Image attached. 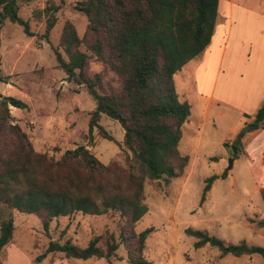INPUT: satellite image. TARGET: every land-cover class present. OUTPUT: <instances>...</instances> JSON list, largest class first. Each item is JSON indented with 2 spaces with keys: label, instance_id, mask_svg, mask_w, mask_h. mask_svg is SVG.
<instances>
[{
  "label": "trees",
  "instance_id": "16d2710c",
  "mask_svg": "<svg viewBox=\"0 0 264 264\" xmlns=\"http://www.w3.org/2000/svg\"><path fill=\"white\" fill-rule=\"evenodd\" d=\"M30 1L0 0V29L9 20L33 36L29 21L20 15L21 6ZM218 7L219 0L78 1L75 8L88 18L85 36H79L72 22L65 23L61 46L67 57L56 50L58 66L67 74V80L86 86L96 103L89 122L90 144L95 128L103 137L114 140L100 124L103 113L121 124L124 139L119 145L130 152L126 154L127 167L103 163L86 145L67 149L57 160L37 151L11 112V107L25 109L28 104L0 93V264H5L2 252L14 237V210L40 216L46 232L54 218L77 212L115 213L123 220L119 241L113 233L97 235L84 247L72 238L49 240L46 249L35 257L37 263L53 252H62L66 258L110 259L124 244L130 264H153L146 256V242L155 228L138 235L133 232L148 212L144 182L168 184L182 175L189 163L190 157L181 154L179 145L191 104L180 99L175 75L210 44ZM59 10V5L51 3L36 12L37 17H46L44 38H49L56 25ZM83 45L90 54L82 50ZM90 55L118 76V87L106 86L99 74L86 73ZM0 80L9 82L1 65ZM247 126L250 131L264 128V104ZM241 137L232 145L237 146L232 151L235 158L243 153ZM227 176L228 171L221 174L222 178ZM214 179L210 176L205 180L202 203ZM260 193L264 201V188ZM251 222L264 228V217ZM185 232L197 238L196 248L210 242L224 254H260L264 258V247L257 244L226 243L191 227Z\"/></svg>",
  "mask_w": 264,
  "mask_h": 264
},
{
  "label": "rangeland",
  "instance_id": "374dc122",
  "mask_svg": "<svg viewBox=\"0 0 264 264\" xmlns=\"http://www.w3.org/2000/svg\"><path fill=\"white\" fill-rule=\"evenodd\" d=\"M78 1L81 0H31L23 4L20 15L29 21L33 36L26 34L18 23L7 20L2 25L0 65L3 76L9 82L0 80V93L15 96L28 104L25 109L11 107V112L14 122L27 132L37 151L46 152L57 160L67 149L86 145L103 163L126 168V154L130 152L119 145L124 139L123 127L103 113L100 124L114 140L103 137L95 128L93 143L90 144L89 122L96 103L86 86L67 80V74L58 66L56 50L67 57L61 46L65 23L72 22L79 36H85L88 18L75 8ZM236 1L246 8L264 10V0ZM51 3L59 5L60 10L49 38H44L46 17L42 14L39 18L36 12ZM81 48L91 53L85 45ZM86 73L90 76L99 74L106 86L111 84L118 87L120 84L118 76L92 55ZM175 80L178 94L183 100L187 86L184 77L178 74ZM194 107L191 124L183 125L179 150L181 154L196 159L195 167L191 166L189 160L184 173L168 184L146 180L144 202L148 212L132 230L138 235L151 227L155 228L146 242L149 249L146 256L153 264H264L260 254H224L210 242L196 248L197 238L185 232L186 228L191 227L203 230L209 236L222 238L226 243L245 241L264 247V228L251 222V219L264 217V201L260 191L255 189L257 180L250 175L244 158L238 159L233 169H229V159L218 162L226 149L229 156H234L232 145L247 132V125L241 127L226 146L223 139L231 131V118L218 117L215 123L210 120L200 137L196 118L204 107L203 102L199 100ZM211 157L217 159L212 161ZM191 168H194L192 173ZM231 170L229 178H221L224 171L229 173ZM210 176H215V179L202 203L205 180ZM13 213L14 237L8 244L10 246H6L2 252L5 264H130L124 244H120L116 256L110 259L66 258L62 252H53L43 261H35V257L46 249L49 240L63 242L72 238L84 247L97 235L113 233L119 241L123 220L118 214L89 215L77 212L54 218L46 232L40 216L18 210ZM100 244L104 246L101 241Z\"/></svg>",
  "mask_w": 264,
  "mask_h": 264
},
{
  "label": "crops",
  "instance_id": "0c3cea01",
  "mask_svg": "<svg viewBox=\"0 0 264 264\" xmlns=\"http://www.w3.org/2000/svg\"><path fill=\"white\" fill-rule=\"evenodd\" d=\"M178 74L183 75L187 85L183 100L191 104V115L185 124H191L194 104L200 100L204 107L195 117L200 137L210 120L215 123L218 117L227 116L232 120L231 131L223 141H232L264 104V10L243 7L236 0H219L210 44L200 56L186 63L175 78ZM241 141L243 153L234 157L232 169L238 159L244 158L250 175L257 180L255 189L260 191L264 188V128L247 131ZM230 157L226 149L218 162H227ZM196 162L190 157L191 166L195 167Z\"/></svg>",
  "mask_w": 264,
  "mask_h": 264
},
{
  "label": "water",
  "instance_id": "95a60500",
  "mask_svg": "<svg viewBox=\"0 0 264 264\" xmlns=\"http://www.w3.org/2000/svg\"><path fill=\"white\" fill-rule=\"evenodd\" d=\"M245 131H249V127L247 126V128L245 129ZM234 151H236V146H234ZM234 156L229 158V169H231L233 167V163H234ZM218 177V176H217ZM208 241H210V237H208Z\"/></svg>",
  "mask_w": 264,
  "mask_h": 264
}]
</instances>
